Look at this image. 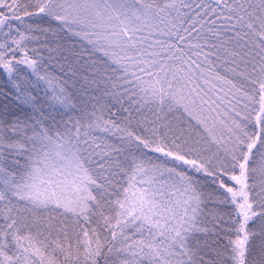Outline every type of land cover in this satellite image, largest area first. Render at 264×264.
I'll list each match as a JSON object with an SVG mask.
<instances>
[{"label":"snow or ice","instance_id":"obj_1","mask_svg":"<svg viewBox=\"0 0 264 264\" xmlns=\"http://www.w3.org/2000/svg\"><path fill=\"white\" fill-rule=\"evenodd\" d=\"M0 264H264V0H0Z\"/></svg>","mask_w":264,"mask_h":264}]
</instances>
